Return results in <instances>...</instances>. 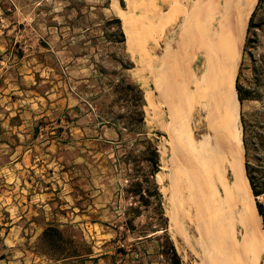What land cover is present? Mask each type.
<instances>
[{
  "label": "rangeland",
  "instance_id": "obj_1",
  "mask_svg": "<svg viewBox=\"0 0 264 264\" xmlns=\"http://www.w3.org/2000/svg\"><path fill=\"white\" fill-rule=\"evenodd\" d=\"M257 3L228 30L219 23L223 0H0V37L41 52L67 82L74 109L62 122L39 124L42 135L60 139L28 172L0 173V232L15 227L8 244L17 241L18 249L10 261L17 263L19 249L43 256L39 250L50 247L39 237L57 226L74 242L66 253L84 261L107 252L116 264H170V245L180 264H264L263 223L244 176L238 196L220 187L221 128L211 111L212 88L223 91L222 62L238 141L241 118L247 128L243 165L257 170L264 187V0L246 31ZM236 80L255 100L236 102ZM143 140L158 154L153 177ZM143 177L146 206L129 193ZM12 179L18 188H7ZM258 200L264 204V195Z\"/></svg>",
  "mask_w": 264,
  "mask_h": 264
},
{
  "label": "crops",
  "instance_id": "obj_2",
  "mask_svg": "<svg viewBox=\"0 0 264 264\" xmlns=\"http://www.w3.org/2000/svg\"><path fill=\"white\" fill-rule=\"evenodd\" d=\"M19 49L15 40L0 37V173L12 177H19L20 174L28 172L33 166L32 162H35L34 157L59 141L58 134L54 132L42 135L39 124L47 120L57 123L62 118H67L66 116L74 110L70 88L65 79L63 80L64 77H57L55 66L50 64L49 60L46 61L41 52H32L26 47L21 51ZM70 123L73 124L72 121ZM55 128L57 127L52 129L56 130ZM45 145L49 147L44 148ZM13 181L12 179L9 182L11 187L7 188H18ZM18 185L21 183L18 182ZM4 200L5 198H0L3 206L6 205L3 203ZM23 218L24 215L21 214L16 220ZM31 222L34 224V218ZM14 228H9L4 233L0 232V264L61 262L38 255L32 248L19 249L20 258L17 263L10 261L16 257H10L8 254L18 250L12 249L15 248L17 241L8 244ZM106 253L88 256V261L78 264H116L110 257H105Z\"/></svg>",
  "mask_w": 264,
  "mask_h": 264
},
{
  "label": "bare ground",
  "instance_id": "obj_3",
  "mask_svg": "<svg viewBox=\"0 0 264 264\" xmlns=\"http://www.w3.org/2000/svg\"><path fill=\"white\" fill-rule=\"evenodd\" d=\"M224 1V11L219 15V23L222 24L223 27H225L226 29H230L231 26L233 25V28H237L239 27V25L241 24V22L243 21V19L245 17L248 16V14L250 13V11L253 9L254 6V1L255 0H223ZM221 8V7H220ZM222 9V8H221ZM247 15V16H246ZM248 18V17H247ZM217 21V20H216ZM215 21V22H216ZM247 21V20H246ZM224 28V29H225ZM235 28V29H236ZM210 30V29H209ZM223 32V28L221 29ZM215 31H218L215 30ZM226 33V32H225ZM211 34V33H210ZM223 35V33H222ZM226 35V34H225ZM212 37V35H211ZM222 38V37H221ZM208 40V39H207ZM211 41V40H210ZM221 42V39H220ZM220 42H218L220 44ZM210 43V42H208ZM203 44V43H202ZM205 44V43H204ZM207 45V44H206ZM213 45V44H212ZM221 46V44H220ZM219 46V47H220ZM223 46V44H222ZM221 46V47H222ZM218 47V48H219ZM207 48V47H206ZM224 48V47H223ZM220 49L221 53L219 55V57L221 58L222 61V53L223 50L225 49ZM204 50V49H203ZM208 50V49H207ZM212 50V49H211ZM209 49V52L211 51ZM205 51V50H204ZM226 52V51H225ZM218 58V57H217ZM218 60V59H216ZM226 61V60H225ZM222 62H220V66L218 67V72L219 75L221 74L224 80V86L222 87L223 91L220 92V87L214 86V88H212L211 90V97L213 99V103L211 105V111L212 113H214L215 115H213V117L218 119V121L216 122V124H218L219 131H220V137H218L219 140H217V142H221L219 143V149L216 155V159L218 160V175L220 177V187L223 189V191L225 190V192L230 193L231 190L235 191L236 196L240 195L242 189H241V176L243 175L245 178V181L247 183L246 186H248V181L246 178V174H245V170H244V165L243 162L244 160H242V155L241 152L239 151V147L242 146V142L239 139L238 141V136H237V130L234 127V124L232 123L233 121V109H232V102L230 99V93L229 90L231 88V77L229 74H225L224 71V65L222 66ZM211 71V70H210ZM227 72V71H226ZM210 73V72H209ZM214 73V72H213ZM217 74V73H216ZM215 75V74H214ZM204 79V78H203ZM216 79V78H215ZM208 83V82H207ZM208 86V85H207ZM210 86V84H209ZM208 88V87H207ZM210 88V87H209ZM217 94H221V100L222 102L218 101L217 102ZM228 98V99H227ZM228 100L229 105H226V102ZM236 100V98H235ZM225 101V102H224ZM212 102V101H211ZM236 102H238L236 100ZM236 104V103H235ZM228 108H227V107ZM230 110V111H229ZM237 120V119H236ZM216 133V132H215ZM217 145V146H218ZM242 151V150H241ZM214 158V157H213ZM213 163V162H212ZM217 169V168H215ZM217 175V176H218ZM218 177V178H219ZM220 188V189H221ZM246 188V187H245ZM244 189V187H243ZM216 190V189H215ZM251 190V189H250ZM233 192V191H232ZM249 192V191H248ZM246 194V193H245ZM252 194V193H251ZM242 196V195H241ZM240 196V197H241ZM244 198V197H243ZM242 198V200H243ZM245 199V198H244ZM171 203V202H170ZM233 203V202H232ZM224 211V210H223ZM225 212V211H224ZM258 214V213H257ZM244 222V221H243ZM247 223V222H246ZM238 226V225H236ZM242 226V225H241ZM248 226V225H247ZM241 228V227H240ZM249 228V227H248ZM246 230V229H245ZM233 231V230H231ZM250 231V230H249ZM238 232V231H236ZM244 232V231H243ZM255 232V231H254ZM233 233V232H232ZM240 233V232H239ZM238 233V234H239ZM249 233V232H248ZM237 234V233H236ZM233 236V235H231ZM240 236V235H239ZM257 236V235H256ZM236 237V236H235ZM244 239V238H243ZM250 241V238H247ZM252 239V238H251ZM233 240V239H232ZM238 239H236L233 243L235 245L236 248H238L239 251V243L237 241ZM263 242V240H262ZM252 243V242H251ZM256 244V243H255ZM264 244V243H263ZM244 245V244H243ZM262 245V244H261ZM239 246V247H238ZM253 247V244L251 245ZM256 247V246H255ZM258 247V246H257ZM231 248V247H230ZM241 248V247H240ZM251 249V248H250ZM253 249V248H252ZM212 250V249H211ZM209 251V249H208ZM243 251V250H242ZM254 251V250H252ZM236 252V251H235ZM245 252V251H243ZM216 253V252H215ZM246 253V252H245ZM254 253V252H253ZM214 254V253H213ZM237 254V253H236ZM247 254V253H246ZM260 254V253H259ZM243 255V253H242ZM241 255V256H242ZM252 255V252H251ZM210 256V255H209ZM213 258V257H212ZM260 258V257H259ZM255 259V258H254ZM239 260V259H238ZM227 261V260H226ZM242 261V260H241ZM218 262V261H217ZM239 262V261H238ZM237 262V263H238ZM215 263V261H214ZM242 263V262H241ZM244 264V263H243Z\"/></svg>",
  "mask_w": 264,
  "mask_h": 264
},
{
  "label": "trees",
  "instance_id": "obj_4",
  "mask_svg": "<svg viewBox=\"0 0 264 264\" xmlns=\"http://www.w3.org/2000/svg\"><path fill=\"white\" fill-rule=\"evenodd\" d=\"M261 3V0H258V3L256 5V8L252 12L249 21H248V26H247V33H250L251 29H253V21L254 18L257 15V12L259 10V5ZM116 23H118L117 20H115ZM121 41H124V37L121 33ZM249 41H246L245 43V48L247 47ZM245 51V50H244ZM238 80V78H237ZM236 80L235 83V91H236V96L237 100L240 104H242L245 101H253L255 100V96L250 90H247L245 88H242L239 86L238 82ZM130 90H137L134 86H128ZM139 93V101L142 99V93L140 90H137ZM139 124L143 123V115L139 112ZM241 128H242V145L243 149L245 151V156L247 155L248 152V138H247V128L245 123L243 122V119L241 118ZM118 134H120L118 132ZM140 143H143L146 145V148L149 150L150 153V158L147 159V167L149 168V174L151 177H153L155 171L157 170L158 166V154L156 151V148L149 142V141H140ZM139 144V143H137ZM244 169H245V174L246 178L248 181L249 188L251 189L252 196L255 198V206H256V211L258 213V216L262 220L263 223V230H264V204L260 203L258 198L264 195V187L263 185L259 182V179L257 178V170L253 167H251L247 162L244 164ZM145 177V176H144ZM143 177V178H144ZM143 182H147V179L144 178V180H141L140 182H136L132 184V188L130 190V194L132 197H135L140 201V203L143 206H146L148 204V201L146 200L145 196H150L148 195L149 192L144 188ZM155 197H159V193L157 190H154ZM130 212H137V208H133L132 206L128 209ZM126 225V230L127 231H132L133 228L131 226V221L128 220L125 222ZM145 237V235L141 236ZM39 241L42 243L46 244L47 247H50V250H39L41 254L46 255L52 259L56 260H67V259H74L77 260L78 262H83V259H79L81 254L75 255V250L67 252V248H64L66 245H73L74 242L69 238L64 231L59 230L57 226H49L45 228L40 237ZM121 253L122 250H119ZM163 253V252H162ZM169 253L171 254L170 256V264H180L179 258L175 252V249L173 246L169 245ZM55 255H59L56 257Z\"/></svg>",
  "mask_w": 264,
  "mask_h": 264
}]
</instances>
